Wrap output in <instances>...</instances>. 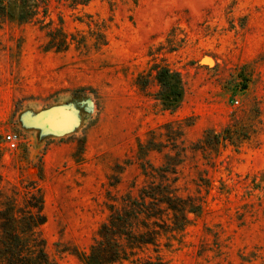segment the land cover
<instances>
[{
  "label": "rangeland",
  "instance_id": "obj_1",
  "mask_svg": "<svg viewBox=\"0 0 264 264\" xmlns=\"http://www.w3.org/2000/svg\"><path fill=\"white\" fill-rule=\"evenodd\" d=\"M61 32L68 47L51 49ZM155 64L179 73L173 111ZM226 128L233 143L198 149ZM148 141L202 204L169 264H264V0H0V189L20 207L40 192L52 261L82 264L107 204L144 185Z\"/></svg>",
  "mask_w": 264,
  "mask_h": 264
},
{
  "label": "trees",
  "instance_id": "obj_2",
  "mask_svg": "<svg viewBox=\"0 0 264 264\" xmlns=\"http://www.w3.org/2000/svg\"><path fill=\"white\" fill-rule=\"evenodd\" d=\"M73 1L75 5L87 6L91 0ZM27 3L21 5L22 10L36 7L35 3ZM49 38L51 49L57 51L66 49L70 43L64 32ZM56 41L60 46L55 44ZM106 44L102 34L98 45ZM152 69L161 87L170 90L168 81L176 82V87L160 99L166 110L173 111L181 91L179 73L161 64H155ZM208 135L206 132L200 141L202 146L198 148L203 153L207 150L218 152L220 145L233 143L230 128L214 135L212 144ZM152 151H159L154 142L138 143L139 170L145 179L144 185L137 190V195L131 190L120 200L112 198L107 204L108 217L98 229L89 252H73L82 264H169L162 251L171 249L174 242L180 244L193 217L201 215L202 204L192 196L179 194L177 178L170 182V175L175 176L176 172L164 166L155 167L146 159ZM11 193L0 189V264H57L49 258L40 234V228L46 222L42 195L38 190L29 191L25 206L20 207L19 193L16 190Z\"/></svg>",
  "mask_w": 264,
  "mask_h": 264
},
{
  "label": "built area",
  "instance_id": "obj_3",
  "mask_svg": "<svg viewBox=\"0 0 264 264\" xmlns=\"http://www.w3.org/2000/svg\"><path fill=\"white\" fill-rule=\"evenodd\" d=\"M4 142L10 150H15L18 147L19 138L16 134H8L4 137Z\"/></svg>",
  "mask_w": 264,
  "mask_h": 264
}]
</instances>
